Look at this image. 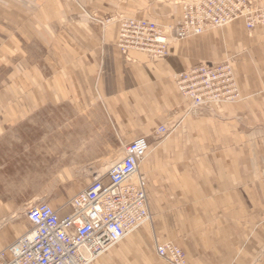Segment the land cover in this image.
Here are the masks:
<instances>
[{
	"label": "crops",
	"instance_id": "obj_1",
	"mask_svg": "<svg viewBox=\"0 0 264 264\" xmlns=\"http://www.w3.org/2000/svg\"><path fill=\"white\" fill-rule=\"evenodd\" d=\"M252 1L264 9V0ZM119 12L171 30L181 14L175 0H0V128L54 101L95 103L84 128L101 163L122 159L138 137L152 143L139 171L154 220L121 241L132 253L109 255L136 263L147 252L157 263L149 248L178 241L190 264H264V26L248 31L238 20L152 59L120 51L118 25L104 23ZM222 58L232 60L243 99L186 117L157 141L156 130L181 111L173 76Z\"/></svg>",
	"mask_w": 264,
	"mask_h": 264
},
{
	"label": "built area",
	"instance_id": "obj_2",
	"mask_svg": "<svg viewBox=\"0 0 264 264\" xmlns=\"http://www.w3.org/2000/svg\"><path fill=\"white\" fill-rule=\"evenodd\" d=\"M198 2L185 6L183 19L176 27L177 38L240 16H246L249 28L264 22V13L247 11L248 6L251 8L250 0ZM163 30L152 21L123 20L119 31L121 45L149 52L154 57H167L169 43ZM232 68L227 60L203 62L178 74L181 98L194 107L189 112L201 114L204 105L219 108L236 97L237 79ZM167 132L166 126L158 129L161 135ZM149 146L147 137L129 143L126 155L112 171L93 179L66 205L56 208L47 203L31 205L27 209L31 235L0 252V264H90L92 258L123 240L131 229L134 231L146 223L149 218L146 179L138 171ZM65 209L67 212L62 215ZM156 249L160 257L173 264H188L184 252L175 244H163Z\"/></svg>",
	"mask_w": 264,
	"mask_h": 264
},
{
	"label": "rangeland",
	"instance_id": "obj_3",
	"mask_svg": "<svg viewBox=\"0 0 264 264\" xmlns=\"http://www.w3.org/2000/svg\"><path fill=\"white\" fill-rule=\"evenodd\" d=\"M178 1L175 0V4L180 8L181 19L182 4ZM113 16L140 18L119 12L105 17L104 20L110 21ZM157 22L155 23L159 26L169 29L162 26L166 24ZM112 23L118 25L116 21ZM178 41L180 40L173 41L172 45ZM219 61H225V59L222 58ZM180 99V113L176 117L169 119L170 123L164 124L168 128V132L165 135L161 136L156 130L154 136L157 141H164L169 138L186 117H198L206 114L203 112V114L187 113L188 105L182 102V98ZM242 99L241 93L238 101ZM94 105L95 103L81 102L80 107L76 100L64 103L54 101L29 112L26 117L17 122L9 123L6 129L0 128V248L7 245L10 241L16 240L30 229L31 224L25 213L26 209L31 205L47 202L54 207L64 206L71 197L83 189L96 176L105 174L108 171L111 164L101 163L105 161L101 156L103 151L88 148L93 145L89 139V137H93V134L85 132L84 111L87 108H91V114H94L93 110H100V107ZM221 105L219 108H221ZM219 108L214 107L210 108V110L217 111ZM79 109H81L80 112ZM79 125H81V134L78 133ZM119 152L121 153V150ZM150 219V223H152L154 220L152 213ZM140 229L134 231L131 235H134ZM135 242H137V239ZM174 242L180 245L178 241ZM128 243L131 242L126 240L124 243L116 244L100 255L98 261L101 258H106L107 264H158L159 262L168 264L159 257L155 249L156 246L149 248L148 252L154 255L157 254V263L149 259L147 252H144V257L142 256L143 261L136 263L131 260L134 257L133 255L125 256L124 258L128 260L125 262H119V259L115 258L117 255H113V257L109 255L113 251L120 255L128 251L132 253V246ZM109 257L110 259H107Z\"/></svg>",
	"mask_w": 264,
	"mask_h": 264
},
{
	"label": "bare ground",
	"instance_id": "obj_4",
	"mask_svg": "<svg viewBox=\"0 0 264 264\" xmlns=\"http://www.w3.org/2000/svg\"><path fill=\"white\" fill-rule=\"evenodd\" d=\"M199 0H179L178 2L180 3V4H182V18L180 19V21L176 24V25H174V27H173V30H169V29H165L164 28V30H163V34L166 36L165 38L167 39V41H168V43H169V45L173 42V41H175V40H181V39H179V38H177V36H176V31H178V29H176V27H177V25L178 24H180L181 23V21H182V19H183V13H185V6L187 5V4H190V3H193V2H196V3H199L198 2ZM250 2H251V8L248 6V10L247 11H249V12H254V10H257V11H259V12H261V13H264V9H262V8H258L255 4H254V2L252 1V0H250ZM126 19H138V20H140V18H134V17H123V16H120V17H118V16H113V18L110 20V21H105L104 20V23L105 24H110V23H112V22H118V25H119V30H118V37H117V46H118V48L120 49V51L125 55V56H128V53L129 52H131V51H138V52H142V53H145L146 55H148L150 58H152V59H163V58H159V57H154V56H152V54L151 55H149V52H145V51H142V50H139V49H135V48H124L122 45H121V41H120V37H119V31H120V23H121V21H123V20H126ZM141 20H146V19H141ZM244 21V23H245V25H246V27H247V29H249V30H253V29H255L256 27H258V26H262V25H264V22L263 21H261V22H259V23H257L255 26H253V27H251V28H249V24H248V20H247V18H246V16H240V17H237V18H235V19H233V20H231V21H229V22H227V23H224V24H221V25H212V26H208V27H206V28H204L201 32H199V33H197V34H192V35H200V34H202V33H204L205 31H207V30H209V29H212V28H218V27H224V26H226V25H229L230 23H233V22H235V21ZM147 21H149V20H147ZM203 28V27H202ZM170 35V37H167V35ZM192 35H190V36H192ZM190 36H187V37H190ZM187 37H185V38H187ZM165 58V57H164ZM227 62L228 63H232V60L231 59H227ZM203 63V62H202ZM209 64V63H208ZM232 66H233V63H232ZM232 70H233V73H235L234 72V68H232ZM178 74L179 73H177V74H175L174 75V79H175V83H176V85H177V89H178V91L180 92V90H179V88H178V84H177V76H178ZM236 75V74H235ZM237 79V78H236ZM235 89V94H236V97L234 98V99H232V100H230V101H228V102H234V101H238L239 99H240V97H241V93H240V88H239V84H238V81H237V85L234 87ZM239 89V90H238ZM186 101V100H185ZM186 103H187V113H191V112H189V110H192V109H194V107H190V104L186 101ZM224 103H226V102H224ZM192 106H193V104H192ZM204 108H202V111L204 110V109H206V108H214V106L213 105H204L203 106ZM160 128V127H159ZM141 137H145V136H141ZM139 138V137H138ZM137 139V138H136ZM135 140V139H134ZM133 140V141H134ZM132 142V141H131ZM130 142V143H131ZM128 145V144H127ZM127 145L125 146V149H124V155H123V157H122V159L124 158V156L126 155V149H127ZM149 149H150V146H149V148H148V150H147V152L145 153V155H144V157H143V159L145 158V156L147 155V153H148V151H149ZM122 159H120V160H118L117 162H115L113 165H111L109 168H108V171H112L113 170V167H114V165L116 164V163H118V162H120ZM143 159L141 160V162L143 161ZM140 165H141V163H140ZM139 169H140V166H139ZM108 171L105 173V174H102V175H98V176H96L95 178H98V177H101V176H104V175H106L107 173H108ZM138 173L139 174H141L140 173V171H138ZM142 175V174H141ZM94 178V179H95ZM94 180H92L90 183H88L83 189H81L82 191H84L92 182H93ZM80 190V191H81ZM79 191V192H80ZM78 192V193H79ZM78 193H76L75 195H77ZM75 195L73 196V197H71L70 198V200H73V198L75 197ZM69 200V201H70ZM148 200V199H147ZM68 201V202H69ZM40 203H47V202H40ZM147 203H148V201H147ZM38 204V203H37ZM47 204H49V203H47ZM36 205V204H35ZM51 205V204H50ZM52 207H54L53 205H51ZM54 208H56V207H54ZM26 217H27V209H26ZM148 215H149V218H148V221L146 222V223H144V224H148V223H150V221H151V219H150V217H151V212H150V210H149V207H148ZM27 219H28V217H27ZM29 220V219H28ZM30 222V221H29ZM31 224V223H30ZM144 224H142V225H144ZM141 225V226H142ZM140 226V227H141ZM140 227H138L137 229L135 228V230L134 231H136V230H138ZM31 228V227H30ZM134 229V228H133ZM133 229H131L130 231L131 232H129L126 236H125V238L129 235V234H131V233H133L134 231H133ZM31 233L32 232H30V229L26 232V233H24L23 235H21V236H19L15 241H13L6 249H4V250H7L9 247H11L12 245H15L16 243H18L20 240H22L23 239V237L24 236H29V235H31ZM124 238V239H125ZM122 241V240H121ZM121 241H119L118 243H120ZM117 243V244H118ZM167 243H169V244H171V242H165V243H158L157 244V247L158 246H160V245H163V244H167ZM172 244H174V243H172ZM176 245V244H175ZM178 246V245H177ZM113 247V246H112ZM180 247V246H179ZM181 248V247H180ZM110 249V248H109ZM108 249V250H109ZM182 249V248H181ZM4 250H1L0 252H2V251H4ZM182 251L184 252V250L182 249ZM156 252H157V249H156ZM157 254H158V252H157ZM184 254H185V257H186V260H187V263L189 264V261H188V259H187V256H186V253L184 252ZM102 255V254H101ZM100 256H98L96 259H95V257L94 258H92V260H93V262H91L90 260V264H92V263H94L98 258H99ZM160 257V256H159ZM160 258H162V257H160ZM162 259H164V258H162ZM165 260L166 261H168V262H170L171 264H173V262L172 261H170V260H168V259H166L165 258Z\"/></svg>",
	"mask_w": 264,
	"mask_h": 264
}]
</instances>
